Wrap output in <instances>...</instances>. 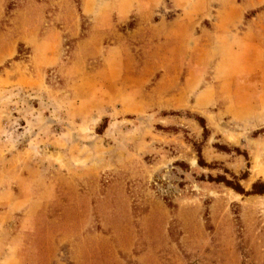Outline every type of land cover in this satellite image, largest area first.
<instances>
[{"label":"rangeland","instance_id":"obj_1","mask_svg":"<svg viewBox=\"0 0 264 264\" xmlns=\"http://www.w3.org/2000/svg\"><path fill=\"white\" fill-rule=\"evenodd\" d=\"M221 180L264 183V3L0 0V264H264Z\"/></svg>","mask_w":264,"mask_h":264},{"label":"crops","instance_id":"obj_2","mask_svg":"<svg viewBox=\"0 0 264 264\" xmlns=\"http://www.w3.org/2000/svg\"><path fill=\"white\" fill-rule=\"evenodd\" d=\"M257 2L264 3V0H256ZM234 14L232 17V20L230 21V24L228 25L230 28L232 24H237L239 18L241 16H236ZM227 18V16H225ZM231 25V26H230ZM236 78H248L247 75L239 76ZM90 245L86 246V257L81 259V262H78L77 264H110V257L108 256V253H104L103 246H101L100 241H88ZM87 244V243H86ZM89 248H92L91 251H88Z\"/></svg>","mask_w":264,"mask_h":264},{"label":"trees","instance_id":"obj_3","mask_svg":"<svg viewBox=\"0 0 264 264\" xmlns=\"http://www.w3.org/2000/svg\"><path fill=\"white\" fill-rule=\"evenodd\" d=\"M199 163L200 165L203 164L202 162V158L200 157V160H199ZM222 182L226 183V185L228 187H231L233 189H235L237 192L241 193V194H244V195H261V196H264V183L262 182H259V183H255L252 187V191L251 192H246L241 186L240 184H233V182H229L227 180H221Z\"/></svg>","mask_w":264,"mask_h":264}]
</instances>
